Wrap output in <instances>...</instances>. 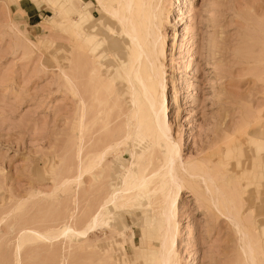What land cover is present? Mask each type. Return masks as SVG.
Instances as JSON below:
<instances>
[{"label": "rangeland", "instance_id": "rangeland-1", "mask_svg": "<svg viewBox=\"0 0 264 264\" xmlns=\"http://www.w3.org/2000/svg\"><path fill=\"white\" fill-rule=\"evenodd\" d=\"M162 7L164 117L180 160L211 161L216 168L229 162L237 176L238 161L249 166L255 156L250 139H264V0H162ZM79 13L82 22L94 16L84 27L96 36L102 78L112 81L106 104L84 91L83 82L90 107L82 157L102 139L124 135L125 119L118 114L132 103L117 22L95 0H0V264L154 261L150 253L162 224L158 193H140L133 207L105 204L107 221L86 234L59 231L86 227L105 197L120 192L133 149L127 139L100 161L102 168L77 178L80 103L65 74L73 80L70 19ZM227 146L236 147L229 157ZM261 157L264 163V150ZM258 170L239 182L243 214L253 223L263 259L264 167ZM210 201L189 187L176 199L179 264H251L233 218Z\"/></svg>", "mask_w": 264, "mask_h": 264}, {"label": "bare ground", "instance_id": "bare-ground-1", "mask_svg": "<svg viewBox=\"0 0 264 264\" xmlns=\"http://www.w3.org/2000/svg\"><path fill=\"white\" fill-rule=\"evenodd\" d=\"M95 1L105 15L117 22L124 36L127 52L124 50L126 64L122 74L129 86L132 107L119 111L118 114L125 119L123 121L124 135L114 141L102 139L100 147L95 148L90 155L83 158L82 137L86 126L87 107H90L83 97V82L87 86L84 91L93 96L94 100L106 104L108 101L105 100L109 99L106 94L110 93L112 81L102 78L100 66L103 63H97L96 60L100 57L94 45L96 36L94 33H88L84 27L94 20V16L88 14L82 22L79 13L77 15L79 19H70V23L73 24L71 31L76 50L73 60L75 63L73 80L65 74V80L70 84L73 94L79 98L80 103L76 127L77 132L80 133L76 148V175L77 178H81L85 172H91L97 167L102 168H99L100 161L112 149L119 151L116 147L126 143L127 139L133 143L131 145L133 149L130 151V159H132L122 175L120 192L111 193L105 197L106 199L99 204L103 206L102 210L90 215L86 227L77 229L68 225L59 231L61 234L66 232L77 235L86 234L90 229L101 226L107 221L105 213L109 208H106L105 204L111 202L114 208L133 207L140 193L148 194L149 192L153 195L158 193V208L162 224L157 232L158 247L154 253H150L151 260H154L152 264H179L175 251L178 231L175 217L176 199L181 189L189 187L203 192L221 215L226 214L233 218L237 232L243 236L247 259L251 264H263L264 258H260L259 238L252 221L243 214L245 187L241 189L239 181L249 175L256 177L260 174L258 169L264 167L261 157L264 139L257 137L250 139L255 148V156L249 166L238 161L242 167L237 176H233V168L227 166L229 162H222V166L217 165L216 168L209 165L211 161L180 160V147L171 139L164 117L166 84L163 76L164 41L160 32L164 20L162 0ZM62 13L60 11V14ZM116 43L118 42L115 41L113 46H116ZM114 106L119 105L115 102ZM113 107L108 108L110 110ZM103 125L108 127V119L104 120ZM234 148L236 147L227 146L225 157H229ZM232 180L235 183L233 186L230 185ZM19 263L18 259L17 264Z\"/></svg>", "mask_w": 264, "mask_h": 264}]
</instances>
